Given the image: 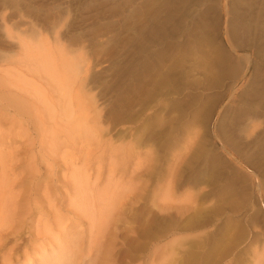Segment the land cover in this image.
Masks as SVG:
<instances>
[{"label": "rangeland", "instance_id": "rangeland-1", "mask_svg": "<svg viewBox=\"0 0 264 264\" xmlns=\"http://www.w3.org/2000/svg\"><path fill=\"white\" fill-rule=\"evenodd\" d=\"M35 46L80 71L67 111L86 105L93 137L51 149L57 121L13 105L35 100L25 81L61 96L26 62ZM73 163L100 186L110 180L120 201L101 264H258L264 0H0V201L29 194L37 208L0 223V264L56 259L35 221L54 225L41 214L48 200L65 224L53 234L81 238L75 264H92L94 228L68 209Z\"/></svg>", "mask_w": 264, "mask_h": 264}, {"label": "bare ground", "instance_id": "bare-ground-1", "mask_svg": "<svg viewBox=\"0 0 264 264\" xmlns=\"http://www.w3.org/2000/svg\"><path fill=\"white\" fill-rule=\"evenodd\" d=\"M36 49H30L26 50V52L30 53V55H27V57L30 59L26 62H30L33 65V69L38 71L36 73H44L47 75L49 82L51 85H53V88L57 89L61 96L59 97H65L66 99H59V97L54 99L53 97H48L47 90L44 92L47 94H42L43 90L42 88H38L33 82L25 81V85L27 89H30V93L34 94V99L32 101L30 99L26 102H23L21 100H15L14 98H10L13 101V105L16 106L17 109H24L28 106H34L37 104L38 107L42 109V111H46L50 118L57 121L58 126L61 127V130L63 131V136L57 135V140H54L55 137L52 136L51 143L49 145L51 146V149H56L59 147L61 143H67V142H74L76 143L77 139L79 138H86V137H93L94 131L89 126L88 122L91 118H93L90 115V111H85L84 108L87 109L86 105L80 104L76 109H70L67 111L69 107H71L72 102L69 95L68 89L70 87L69 79L71 76L79 73L80 71L78 68H76L75 64L68 63V66L65 67L64 60L62 62V70H67L66 75L61 74V69L58 67L61 66L57 61L54 59H50V54L45 52L42 49H45L42 46H35ZM46 50V49H45ZM37 51V52H36ZM25 54V53H24ZM26 63L29 67L31 66ZM76 68V69H74ZM31 70V69H30ZM60 70V71H59ZM33 71V70H32ZM63 71V73H64ZM83 78V77H82ZM53 83V84H52ZM10 86V84L8 85ZM7 86V87H8ZM46 88V87H45ZM41 89L42 93L38 90ZM51 95V94H50ZM17 96V95H16ZM11 100V101H12ZM65 104L64 109L62 108V105ZM25 106V107H24ZM60 114V115H59ZM63 114V116H61ZM62 139V140H60ZM62 141V142H61ZM76 141V142H75ZM60 142V143H59ZM68 144V143H67ZM72 144V143H71ZM62 145V144H61ZM84 164V163H83ZM74 165V163H73ZM78 165V164H77ZM75 163V167H71V176L68 177L66 180L67 184L70 186V197L68 202V209L71 213L72 211L74 213H79V217L87 219L89 225L93 226L94 230L91 228V233L88 237L89 243L87 244L89 248H94V255H92V264H101L107 260V254L106 253V247L108 245H111L110 242L106 241L108 236L111 237V234L114 233V230L111 227V223L115 221V216L112 215V213L115 212V207H120V201H118L117 204V198L118 195H116L114 192V188L111 185V181L109 180V183L100 186V182L92 181L89 177V174L87 173V169L85 168L88 166H77ZM85 165V164H84ZM99 179V177H97ZM260 186V185H259ZM113 188V190H112ZM261 188V187H260ZM10 193V192H8ZM16 195L15 197L11 196L8 197V199H5L4 201H0V223L5 221L6 219H14L17 217H22L23 213L27 214V217L23 218V221H26L27 218L32 220V216L30 215V212H36V207H30L29 203H32V195H27V197L24 198H18ZM119 199V198H118ZM48 206L49 211H42L41 214L51 217L52 221H54V225H51V223H43L42 220L37 218L36 221V227L40 232L41 229H43L46 233L45 235L48 238H52V240L57 242L58 249L56 250L55 256L56 259H53L52 264H75L78 259L80 252L82 251L81 247V238H76V235L69 233L63 234V237H61L62 233L58 236L53 234L55 226L61 227L65 226L63 222V217L61 214L57 213V209H54L55 207L50 204V200H48ZM22 207V208H21ZM68 213V212H67ZM78 215V214H76ZM83 216V217H82ZM207 214L204 212L202 213V216L200 218L201 222H205ZM7 225H11L9 222ZM6 225V226H7ZM64 228V227H63ZM61 229V228H59ZM66 229V228H65ZM93 230V231H92ZM56 233V232H55ZM60 233V232H59ZM64 233V232H63ZM108 233V234H107ZM58 234V233H57ZM109 240H111L109 238ZM108 245H105L106 242ZM109 247V246H108ZM107 247V248H108ZM105 248V250H104ZM264 249V246L262 247ZM262 249V251H264ZM105 251V252H104ZM259 251V250H258ZM258 251L256 253H258ZM105 254H102V253ZM108 252V250H107ZM254 251V254H256ZM261 253V250H260ZM263 254V253H262ZM261 255V254H260ZM255 256V255H254ZM258 255L255 256L257 259ZM261 257V256H260ZM262 258V259H261ZM259 258L258 264H264V256ZM261 259V260H260ZM190 261V260H189ZM187 262V261H186ZM255 262V260H254ZM188 264H191L188 262ZM199 264H216L215 261H212V258H209L207 256H202L199 260ZM232 264H241L239 261H234ZM254 264V263H253Z\"/></svg>", "mask_w": 264, "mask_h": 264}]
</instances>
